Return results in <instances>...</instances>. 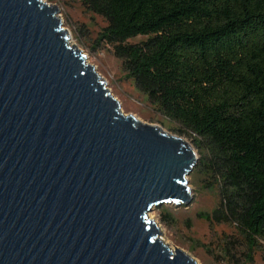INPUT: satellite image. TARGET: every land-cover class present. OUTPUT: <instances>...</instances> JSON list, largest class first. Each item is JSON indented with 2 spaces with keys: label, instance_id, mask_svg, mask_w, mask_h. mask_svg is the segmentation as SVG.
<instances>
[{
  "label": "water",
  "instance_id": "water-1",
  "mask_svg": "<svg viewBox=\"0 0 264 264\" xmlns=\"http://www.w3.org/2000/svg\"><path fill=\"white\" fill-rule=\"evenodd\" d=\"M57 11L0 0V264H197L148 213L198 156L121 111Z\"/></svg>",
  "mask_w": 264,
  "mask_h": 264
},
{
  "label": "trees",
  "instance_id": "trees-1",
  "mask_svg": "<svg viewBox=\"0 0 264 264\" xmlns=\"http://www.w3.org/2000/svg\"><path fill=\"white\" fill-rule=\"evenodd\" d=\"M77 1L106 21L97 43L176 133L193 138L194 170L219 196L199 215L263 248L264 0ZM136 37L146 39L129 43Z\"/></svg>",
  "mask_w": 264,
  "mask_h": 264
},
{
  "label": "rangeland",
  "instance_id": "rangeland-1",
  "mask_svg": "<svg viewBox=\"0 0 264 264\" xmlns=\"http://www.w3.org/2000/svg\"><path fill=\"white\" fill-rule=\"evenodd\" d=\"M57 8V15L64 14L72 32L70 46L80 45L88 65L105 83L110 94L121 104V111L132 115L140 122L156 125L163 131L184 139L195 151L194 140L188 135L175 132L176 125L166 119L129 80L122 68V62L113 51L97 43L106 21L87 12L77 0H42ZM145 37L129 40L135 44ZM192 198L188 203H163L148 214L160 230V238L168 246L183 250L197 264H264V247L249 249L248 242L230 222L207 221L199 213H210L217 205L219 196L216 188H208L209 179L193 170L187 177ZM166 219V221L164 220Z\"/></svg>",
  "mask_w": 264,
  "mask_h": 264
},
{
  "label": "bare ground",
  "instance_id": "bare-ground-1",
  "mask_svg": "<svg viewBox=\"0 0 264 264\" xmlns=\"http://www.w3.org/2000/svg\"><path fill=\"white\" fill-rule=\"evenodd\" d=\"M87 62V61H86ZM138 120V119H137ZM149 215V214H148ZM150 217V216H149Z\"/></svg>",
  "mask_w": 264,
  "mask_h": 264
}]
</instances>
